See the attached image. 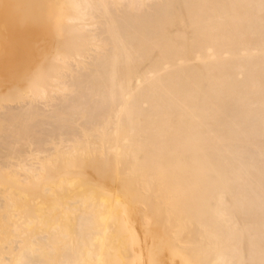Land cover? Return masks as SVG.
Listing matches in <instances>:
<instances>
[{
    "label": "bare ground",
    "instance_id": "obj_1",
    "mask_svg": "<svg viewBox=\"0 0 264 264\" xmlns=\"http://www.w3.org/2000/svg\"><path fill=\"white\" fill-rule=\"evenodd\" d=\"M0 264H264V0H0Z\"/></svg>",
    "mask_w": 264,
    "mask_h": 264
}]
</instances>
